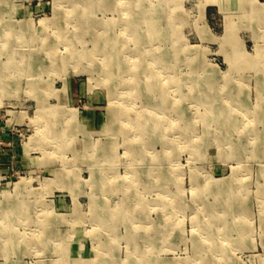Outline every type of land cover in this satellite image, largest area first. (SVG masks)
<instances>
[{"label":"rangeland","instance_id":"1","mask_svg":"<svg viewBox=\"0 0 264 264\" xmlns=\"http://www.w3.org/2000/svg\"><path fill=\"white\" fill-rule=\"evenodd\" d=\"M135 1L0 0V264H264V0Z\"/></svg>","mask_w":264,"mask_h":264},{"label":"bare ground","instance_id":"2","mask_svg":"<svg viewBox=\"0 0 264 264\" xmlns=\"http://www.w3.org/2000/svg\"><path fill=\"white\" fill-rule=\"evenodd\" d=\"M145 3H146V0H139V1H135L134 3H129V5L131 4V6H130V8H134L136 11H139V13L141 14V17H140V22H143L144 24L145 23H149V21H147V17H146V14L148 13V11H147V8L145 7ZM161 4V3H160ZM159 7L160 6H158V9H159ZM161 10V9H160ZM261 10V9H260ZM176 13V12H175ZM174 13V14H175ZM135 15V14H134ZM264 16V15H263ZM257 18V17H256ZM156 20V19H155ZM160 20V19H159ZM162 20V19H161ZM167 20V19H166ZM264 20V19H263ZM80 21H82V20H80ZM106 21V20H105ZM108 21V20H107ZM128 21V20H127ZM164 21V20H163ZM259 21V20H258ZM262 21V20H261ZM263 22V21H262ZM84 23V22H83ZM88 24H85L84 26L86 27V26H89L88 28H90V30H92V29H94V27H96L98 24H96L95 22H92V21H88L87 22ZM161 23V22H160ZM169 24V23H168ZM168 26V25H167ZM175 26V25H174ZM152 28H154L153 26H152ZM163 28V27H162ZM111 29V28H110ZM157 29H158V27H157ZM164 29H166V28H164ZM159 30V29H158ZM163 30V29H162ZM165 31V30H164ZM93 32V31H92ZM111 32H112V30H111ZM166 32V31H165ZM163 33V32H162ZM235 33V32H234ZM93 34V33H92ZM143 34V33H142ZM161 34V33H160ZM168 35V34H167ZM179 35V34H178ZM229 35V34H228ZM149 36V35H148ZM166 36V35H165ZM180 36V35H179ZM94 41H93V44H95L94 45V47H95V54L97 55L98 53L99 54H102V55H104V57H106L107 55H109L111 52H113V51H116V50H114L115 48H116V46H115V44H118V41L117 40H115V39H106V40H102L101 42H100V39L98 38V36L96 35V36H94ZM147 37L146 36H144V39L142 40V43H145L146 41H147V39H146ZM158 38H159V36H158ZM162 38H164V37H162ZM160 40V39H159ZM165 41V40H164ZM167 42V41H166ZM166 42H164V43H166ZM98 43H102V48H99V46L97 47V44ZM52 47V46H51ZM98 54V55H99ZM96 55H95V57H96ZM111 58H115V57H111ZM111 58H109L108 57V61H111L110 59ZM67 60V59H66ZM37 65V64H36ZM115 66V65H114ZM113 65H110V64H108V63H104V66H103V69H105L107 72H109L110 70H113V67H114ZM117 67H118V65H117ZM119 68V67H118ZM188 68V67H187ZM181 69V68H180ZM2 72V71H1ZM106 72V73H107ZM187 73V72H186ZM1 74V73H0ZM113 73L111 72L110 73V75H112ZM109 75V76H110ZM9 76V75H8ZM8 79V78H7ZM197 79V78H196ZM198 82V81H197ZM26 84V83H25ZM35 84V83H34ZM21 85V84H20ZM17 86H19V85H17ZM34 88H36V87H34ZM39 88V87H38ZM36 95V94H35ZM230 105V104H229ZM260 115V114H259ZM116 116V114H115V112H112V119L114 118ZM113 123V122H112ZM56 133V132H55ZM59 133V132H58ZM262 135V134H261ZM260 135V136H261ZM176 140V139H175ZM178 140V139H177ZM179 141V140H178ZM78 196V195H77ZM236 196V195H235ZM75 197V196H74ZM77 198V197H76ZM234 200V199H233ZM239 200V199H238ZM239 202V201H238ZM228 204V203H227ZM236 204V203H235ZM225 205V204H224ZM209 212V211H208ZM216 244V243H215ZM216 246H217V244H216ZM14 248V247H13Z\"/></svg>","mask_w":264,"mask_h":264},{"label":"crops","instance_id":"3","mask_svg":"<svg viewBox=\"0 0 264 264\" xmlns=\"http://www.w3.org/2000/svg\"><path fill=\"white\" fill-rule=\"evenodd\" d=\"M98 203H103V202H98ZM1 231V230H0ZM4 233H0V235H3ZM5 264H14V263H10V261L6 262ZM16 264V263H15Z\"/></svg>","mask_w":264,"mask_h":264}]
</instances>
